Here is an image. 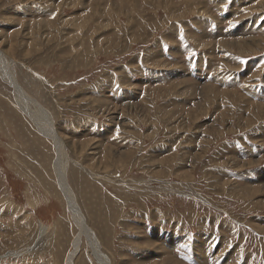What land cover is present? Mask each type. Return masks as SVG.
<instances>
[{
    "label": "rangeland",
    "instance_id": "obj_1",
    "mask_svg": "<svg viewBox=\"0 0 264 264\" xmlns=\"http://www.w3.org/2000/svg\"><path fill=\"white\" fill-rule=\"evenodd\" d=\"M0 51L51 113L112 263L202 264L183 252L197 244L208 264H264V0H0ZM14 93L0 78V103ZM20 116L0 113V201L36 244L0 264H68L75 223L41 174L58 150ZM87 244L76 264H98Z\"/></svg>",
    "mask_w": 264,
    "mask_h": 264
},
{
    "label": "bare ground",
    "instance_id": "obj_2",
    "mask_svg": "<svg viewBox=\"0 0 264 264\" xmlns=\"http://www.w3.org/2000/svg\"><path fill=\"white\" fill-rule=\"evenodd\" d=\"M150 5V4H149ZM174 5V4H173ZM188 5V4H187ZM148 6V5H147ZM245 7V6H244ZM175 9V8H174ZM184 9V8H183ZM171 10V9H170ZM178 16V15H177ZM198 16V15H197ZM173 21V19H172ZM153 33V32H152ZM231 34V33H230ZM244 36V35H243ZM240 40V39H239ZM263 40V39H262ZM13 41V40H12ZM247 41V40H246ZM19 42L21 43V41L19 40ZM195 42V41H194ZM245 42V41H244ZM15 44V43H13ZM17 44V43H16ZM19 44V43H18ZM230 44V43H229ZM235 45V44H234ZM8 46H10L8 44ZM6 46V47H8ZM12 46V45H11ZM16 46V45H15ZM14 46V47H15ZM239 46V45H238ZM241 46V45H240ZM249 47V46H248ZM12 50V49H11ZM226 50V49H225ZM14 52V50H13ZM12 52V53H13ZM7 52H1L0 51V78L7 82L10 86H12L15 89V93H14V97H15V102L12 103L10 102L9 99H7L8 102H6V104L4 103H0V113L1 112H5L7 113V110H10L12 113H18L21 116L20 117H25V119H28L30 121V123L32 122L34 124V126L36 128H38V130H40V132L42 134H44L47 137H50L51 139L54 140L55 144H56V148L58 150V155L56 156V162L54 164V173L55 176H53L52 174V170L51 166H48L46 168H42L43 173L42 176H44V178L47 180V188L48 192L47 194L52 195L56 200H58L60 202V206L61 208H64L63 210L65 211V215L66 217L68 216V214L71 215V221H73L72 223H75V233L73 234L72 237H70L69 239H72L70 241L71 242V251L68 254V258H67V262L68 264H76L75 263V259L76 256L78 254L79 251H82V245L83 243L88 240V244L86 245L87 247L85 248V252L94 259L95 262H97L98 264H114L111 262V259H109L108 254H105V249L106 245L105 244V240L103 237H101L96 231V225H93L92 223H89L87 221L88 217H86L84 214V211L82 207H79V204L77 203V193L76 191H74V189H71L68 182L71 180L69 179L68 181V176L70 174V176H72V178L76 175H74L73 171H70L69 169H67L66 167V163H67V158L64 156L65 152L64 148H65V144L63 143V140H61V136L60 134H55L54 131V123H53V118H50L48 115L46 114H51L48 111L45 110V114H43L42 112L38 111V109L34 106V102L31 101L30 97H28V95L23 91V89L18 85L16 79H15V74L13 71V65L11 60H9L7 57ZM15 54V52H14ZM12 55V54H10ZM25 55V54H24ZM27 55V53H26ZM25 55V56H26ZM29 55V54H28ZM246 55V54H245ZM256 55V54H255ZM15 56V55H14ZM19 57V56H18ZM23 57V55H22ZM27 57V56H26ZM21 58V57H20ZM12 59V58H11ZM36 75V74H35ZM245 78V77H244ZM247 78V77H246ZM252 80V79H251ZM216 84V83H215ZM180 89V88H179ZM223 91V90H222ZM226 92V91H225ZM176 96V95H175ZM218 101V100H217ZM199 102V101H198ZM210 104V103H209ZM205 107V106H204ZM18 116V115H17ZM27 116V117H26ZM19 118V117H18ZM25 119L23 118V120L25 121ZM12 121H14L12 119ZM210 123V122H209ZM213 124V123H212ZM1 125V124H0ZM202 127V126H201ZM214 127V125H213ZM64 138V137H63ZM69 145V144H68ZM135 145V144H134ZM64 147V148H63ZM139 150V149H138ZM112 153V152H111ZM48 155V154H47ZM110 155V152H109ZM133 155V154H132ZM46 156V155H45ZM64 156V157H63ZM46 160V161H45ZM51 160V159H50ZM45 163L47 161H49V159H44ZM54 162V161H53ZM75 164V163H74ZM77 164V163H76ZM82 164V163H81ZM95 166V165H94ZM124 166V165H122ZM69 167V166H68ZM53 168V166H52ZM78 168V167H77ZM80 168V167H79ZM75 169V168H74ZM72 169V170H74ZM108 169V168H107ZM69 170V171H68ZM82 170V168H81ZM79 169V171H81ZM83 171L85 173H89L85 170V168L83 169ZM71 172V173H70ZM75 172V171H74ZM92 172V171H91ZM96 172V171H95ZM77 173V172H76ZM97 173V172H96ZM91 174V173H90ZM261 174V173H260ZM165 175V174H163ZM81 175H79L80 177ZM91 176V175H90ZM89 177V176H88ZM96 177V176H95ZM98 177V175H97ZM258 178V177H257ZM81 179V178H80ZM92 179V177H91ZM69 182V183H70ZM129 184V183H128ZM224 184V183H223ZM38 186L41 187L40 184H37ZM58 185L60 187H58ZM77 185V184H76ZM74 186V185H73ZM43 187V186H42ZM122 187V186H121ZM44 188V187H43ZM119 188V187H118ZM45 189V188H44ZM76 189V188H75ZM46 190V189H45ZM254 192L257 194L258 191H256V189L254 190ZM100 193V191H99ZM98 194V192H97ZM46 195V194H45ZM258 195V194H257ZM47 196V195H46ZM81 197V196H80ZM80 199V198H79ZM95 199V198H94ZM93 199V200H94ZM2 200V199H1ZM86 200V199H85ZM122 200V199H121ZM83 201V200H82ZM92 202V201H91ZM88 204V203H87ZM262 204H264L262 202ZM58 206V205H57ZM83 206V205H82ZM105 206V205H104ZM262 206V205H260ZM87 207V206H86ZM2 209H5L4 215L3 217H1L2 219L6 216H11L12 218H14L15 220H20L22 222L23 219H28L30 221H26L23 222L24 224H22L23 226L21 228L26 229L30 232V234L26 237V239L24 240L23 238V234L19 233L18 234V229H20V226L18 224H16V227H13L12 225L9 227V229H11L12 232H9V229L6 227H3V225H1V220H0V259L4 260L6 258H8L7 256H11L14 255L15 257H20V256H27V259L30 258L31 256V252L30 250L33 248L34 244H36L34 242V244L32 245V247H29L30 244L33 243V235H34V230L32 229L31 225H33L34 221L32 222L33 218H24V217H19V213H18V209L14 208L12 206V203L6 201V200H2L0 201V212L2 211ZM89 209V208H88ZM90 211V210H89ZM91 215V214H90ZM89 216V215H87ZM70 217V216H69ZM86 217V218H85ZM113 217V216H112ZM92 218V217H91ZM59 220V219H58ZM63 220V219H62ZM94 220V219H93ZM3 221V220H2ZM60 221V220H59ZM114 222V220H112ZM92 222V221H91ZM103 222V221H102ZM102 222H101V226H102ZM107 222V220H106ZM32 223V224H31ZM62 223V221H61ZM94 223V221H93ZM110 224V222H109ZM99 225V224H98ZM37 226V224H36ZM73 226V225H72ZM100 226V225H99ZM35 227V226H34ZM39 229L41 230V235L40 237H42L46 232H47V228L44 226V224H39ZM99 228V227H98ZM259 228V227H258ZM74 229V228H73ZM261 229V228H260ZM262 230V229H261ZM27 231V233H28ZM63 231V230H62ZM66 232V231H65ZM15 233H17L16 235H14ZM26 233V234H27ZM39 233V231H38ZM24 234V235H26ZM45 236V235H44ZM107 236V235H106ZM64 237V236H62ZM107 238V237H106ZM165 238V237H164ZM37 240V239H36ZM47 240V239H46ZM170 243V249H173V252L176 251L177 248H179L180 242L179 240L174 236L172 237L169 241ZM52 243V241H51ZM107 243V242H106ZM202 243V242H200ZM155 244V243H154ZM205 244V243H203ZM219 245V244H218ZM222 245V244H221ZM73 246V247H72ZM148 248H153L154 246L152 244H146L145 245ZM173 246V247H172ZM185 246V245H184ZM193 246V245H191ZM198 245L195 244V246L193 248H185L184 254L187 255L188 253H190L192 255L193 258L199 257L200 261L208 264V259L205 256H201L200 253L198 252L199 248L197 247ZM202 246V245H201ZM220 246V245H219ZM218 246V248H219ZM52 247V246H51ZM144 247V246H143ZM162 247V246H161ZM182 247V246H181ZM186 247V246H185ZM162 249V248H161ZM202 249V248H201ZM52 250V249H51ZM166 250V249H165ZM150 251V250H149ZM148 251V252H149ZM163 251V250H162ZM171 251V250H170ZM167 252V251H166ZM206 252V251H205ZM107 253V252H106ZM204 253V252H203ZM161 254V253H160ZM163 254V253H162ZM30 255V256H28ZM52 256V255H51ZM152 255H150L147 259L141 261V263L139 264H146L148 261H152L155 260L154 258L151 257ZM196 256V257H195ZM234 256V255H231ZM54 257V255L52 256ZM174 257V256H173ZM21 258V257H20ZM116 258H118L116 256ZM159 258V257H158ZM157 258V260H159V262L155 263V264H183L182 262H178L175 257L171 258V259H165L164 254L163 256H161L159 259ZM227 258V257H226ZM19 259V258H18ZM54 259V258H53ZM192 259V258H191ZM221 259V255L218 256V258H216L214 261H212V264H216L219 260ZM225 259V257H224ZM26 259H19L20 262L25 261ZM118 260V259H117ZM226 260V259H225ZM146 262V263H145ZM162 262V263H161ZM196 262V261H195ZM56 263V261L54 262ZM190 263V262H189ZM202 263V264H203ZM119 264V263H118ZM135 264V263H133ZM186 264V263H185ZM197 264V262H196ZM225 264V263H222Z\"/></svg>",
    "mask_w": 264,
    "mask_h": 264
}]
</instances>
